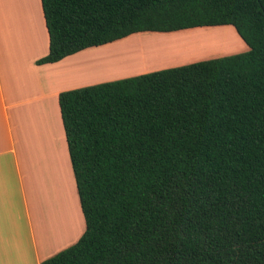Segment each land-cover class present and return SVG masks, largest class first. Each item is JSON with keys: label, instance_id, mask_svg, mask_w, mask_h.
Returning a JSON list of instances; mask_svg holds the SVG:
<instances>
[{"label": "trees", "instance_id": "obj_1", "mask_svg": "<svg viewBox=\"0 0 264 264\" xmlns=\"http://www.w3.org/2000/svg\"><path fill=\"white\" fill-rule=\"evenodd\" d=\"M55 62L232 25L247 49L62 90L85 229L40 264H264V0H41Z\"/></svg>", "mask_w": 264, "mask_h": 264}, {"label": "crops", "instance_id": "obj_2", "mask_svg": "<svg viewBox=\"0 0 264 264\" xmlns=\"http://www.w3.org/2000/svg\"><path fill=\"white\" fill-rule=\"evenodd\" d=\"M9 4V0H1L4 13L0 15V264H40L76 242L85 229L80 203L79 231L68 242L57 244L59 238L46 240L43 220L49 211L50 215L53 212L56 215V211L60 213L63 209L62 200L52 195L55 186L53 174L55 168L58 171L59 158L57 160L53 154V138L47 130L49 110L57 124V142L66 167V180L71 182L70 188L72 186L79 202L58 94L89 82L77 81L78 74L80 76L79 53L85 52L86 48L55 62L36 63L49 50L41 0H17L11 11L13 16L5 18L8 17ZM32 121L34 154L25 146L23 136L24 123ZM31 156L34 157V170L39 180L35 190L31 180ZM38 190L45 196L41 205ZM70 214L75 216V212ZM62 220L61 216L60 222ZM68 220L72 217L66 218L65 224ZM70 231L66 236L71 235ZM59 237L64 238L63 235Z\"/></svg>", "mask_w": 264, "mask_h": 264}, {"label": "rangeland", "instance_id": "obj_3", "mask_svg": "<svg viewBox=\"0 0 264 264\" xmlns=\"http://www.w3.org/2000/svg\"><path fill=\"white\" fill-rule=\"evenodd\" d=\"M16 2L17 0H9L10 4L7 9L13 10ZM1 10L3 9L0 0ZM192 41H199V44H191ZM130 45L131 49H129ZM135 45L136 50H132ZM125 47H128V49L126 48V50ZM245 49H247V45L232 25L199 26L173 33L155 31L136 32L125 38L98 47L86 48L84 50L85 52L79 53L80 70L88 68V71H86L87 73L85 75L80 73L79 76L78 74L77 81H89L85 84L89 85L169 66H176L195 60L236 53ZM131 55H135L136 57H131ZM106 59L108 62L105 61ZM102 61L107 62V65L101 68L98 62ZM133 64L138 67L133 66ZM70 190H72V186ZM72 194L75 202V216L74 218L72 216V220H68V224H65L64 220L60 222L63 214L62 211L60 213L56 211V215L53 211V215L49 214L50 211L47 214L45 213L46 220H43V225L47 234L46 240H56L59 238L57 244H62L72 240L79 231L77 229L80 217L78 210L79 202L73 190ZM58 214L61 216L59 217ZM69 229H71V235L66 236V232ZM60 235H63L64 238L60 239Z\"/></svg>", "mask_w": 264, "mask_h": 264}, {"label": "bare ground", "instance_id": "obj_4", "mask_svg": "<svg viewBox=\"0 0 264 264\" xmlns=\"http://www.w3.org/2000/svg\"><path fill=\"white\" fill-rule=\"evenodd\" d=\"M30 3H31V1H30ZM2 11L3 10L0 11V15H3L4 12H2ZM8 11H9L8 12V17H5V15H4L5 18H11L12 17V14H11L12 9H9ZM2 19H3V17H2ZM191 44H199V41H192ZM130 47H131V45L129 46V49H131ZM126 48L128 49V47H125V49ZM137 49H138V47H137ZM132 50H136V45L134 46V49H132ZM128 51L130 52V50H128ZM129 52H127V53H129ZM133 53H134V51H133ZM132 56L136 57L135 55H131V57ZM103 58H105V57H103ZM106 58H107V56H106ZM108 59H110V58L108 57ZM134 59H137V58H134ZM103 61L102 62H98L101 68L103 66H106L107 62H108L107 59L105 60L107 62H103ZM132 63H133V61H132ZM138 64H140V63H138ZM133 66H135V64H133ZM135 67H138V66L136 65ZM131 69H133V67H131ZM134 69H136V68H134ZM86 71H88V68H86L84 70H80V73L85 75V73H87ZM48 113H50V116H49V124H47V126H48L47 130H49V133L51 134V139L53 138V141H52L53 142V144H52L53 154L55 156H57V160L59 158L58 171L55 168V172L53 174L55 176L54 177L55 178V183H54L55 186H53V189H52L53 190V194L52 195H55L58 199L60 198L62 200V203H63V209H62L63 214H62V217H63V220L65 222L66 218L70 219V217L74 216V215L70 214V212H73V214H74V211H75V206H74V202H73L74 197H73V194H72V190H70V184H69L68 180H66V167H65L64 160L61 159L62 158V154H61L62 152H61L60 147L58 146V142H57L58 141L57 140V138H58L57 137V135H58L57 124H56V122H54L52 112H50V110H49ZM24 124L25 125H24V135L23 136H24V140H25V143H26L25 146H27L28 149L31 151V153L34 154L33 152L36 151L35 150L36 146H35V142H34V133H35L34 132V124H33V121L32 122H28V123H24ZM37 128H38V126H37ZM37 128H36V130H37ZM21 133L23 134V132H21ZM54 141H55V143H54ZM32 156L30 157L31 158V162H32V165H31V175H32L31 176V180H32L33 190H35L36 189L35 184H37L39 182V180H38V177L36 176V173H35V170H34V162L35 161H34V157H32ZM37 158H39V160H40L41 157H36L35 159H37ZM38 193H39L40 205H41L42 204L41 202L43 201V197H45V196L42 195L41 190H38Z\"/></svg>", "mask_w": 264, "mask_h": 264}]
</instances>
